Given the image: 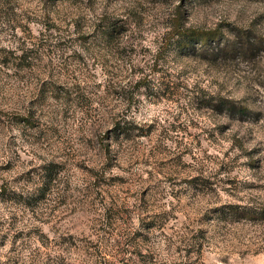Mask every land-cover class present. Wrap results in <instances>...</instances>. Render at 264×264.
Returning a JSON list of instances; mask_svg holds the SVG:
<instances>
[{"label":"clouds","instance_id":"clouds-1","mask_svg":"<svg viewBox=\"0 0 264 264\" xmlns=\"http://www.w3.org/2000/svg\"><path fill=\"white\" fill-rule=\"evenodd\" d=\"M0 264H264V0H0Z\"/></svg>","mask_w":264,"mask_h":264},{"label":"rangeland","instance_id":"rangeland-1","mask_svg":"<svg viewBox=\"0 0 264 264\" xmlns=\"http://www.w3.org/2000/svg\"><path fill=\"white\" fill-rule=\"evenodd\" d=\"M172 95H175V92H171ZM89 105V102L86 99L81 98V103L79 105L80 108L82 109H87ZM174 163H179L178 161H175ZM95 195H97V197H99L101 194L100 193H96ZM103 202V201H101ZM121 217V212L119 210L116 211H111L109 212V219L113 220L115 222L119 221V218Z\"/></svg>","mask_w":264,"mask_h":264}]
</instances>
